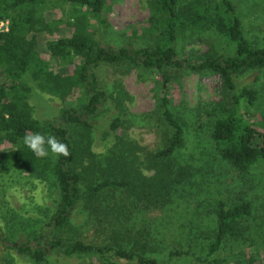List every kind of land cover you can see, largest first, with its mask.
Here are the masks:
<instances>
[{
    "label": "trees",
    "instance_id": "16d2710c",
    "mask_svg": "<svg viewBox=\"0 0 264 264\" xmlns=\"http://www.w3.org/2000/svg\"><path fill=\"white\" fill-rule=\"evenodd\" d=\"M52 3L78 10L70 18L75 21L70 35L43 44L44 57L36 49L35 38L42 30L48 31L40 10ZM147 6L149 18L139 27L144 30L111 48L100 45L89 33L95 28L102 33L106 25L103 0H0V20L8 22L7 31L0 33V143L6 145L3 153L8 160L46 179L54 192V209L46 225L49 238L40 230L30 240L13 244L0 237L1 245L16 248L29 264H57L55 256L84 255L98 257L99 264L260 263L256 244H264V233H252L258 210L245 193L216 201L207 232L190 239L186 248L170 251L165 260L157 258L164 249L158 248L162 241L151 234V225L144 223L134 231L121 223L171 205L186 175L185 169L174 170L171 156L181 143L187 117L192 116L197 127L204 129L218 155L235 172L245 174L257 161L264 163V127L249 123L246 111L257 105L260 92L238 82L248 73L258 74L256 83L263 80L264 45L244 36L227 0H147ZM88 19L93 24L84 30ZM204 37L214 42L211 52L199 59L180 58L184 41L198 44ZM52 63L58 65L56 69ZM136 69L156 76L159 94L154 110L133 117L122 105L120 92L121 79ZM100 71L115 75V89L99 85L96 74ZM180 71L220 77V100L180 113L173 106V92L181 85ZM24 76L36 89L60 101L62 107L54 120L30 117L24 100L31 85L23 81ZM170 86L175 88L172 95H162ZM69 101L74 103L69 106ZM110 109L114 115L102 135L112 140L107 141L104 153L94 154L92 122ZM141 123L155 126L148 131L158 137L160 145L146 158L148 170H156L150 176L140 174L144 166L135 150L127 155L117 147L128 129ZM26 133L55 136L71 155L56 156L45 144L49 154L38 158L24 144ZM78 216L81 228L96 226L107 231L109 227L110 243L79 239ZM126 229L128 233L123 232ZM124 242L126 247H121Z\"/></svg>",
    "mask_w": 264,
    "mask_h": 264
},
{
    "label": "rangeland",
    "instance_id": "374dc122",
    "mask_svg": "<svg viewBox=\"0 0 264 264\" xmlns=\"http://www.w3.org/2000/svg\"><path fill=\"white\" fill-rule=\"evenodd\" d=\"M227 1L234 8L244 36L256 44L264 45V0ZM77 10L53 3L41 8L42 22L48 26L46 27L48 31L42 30L36 35L35 45L44 57L43 44L46 41L71 34L72 24L75 21L70 18ZM102 14L106 24L102 33L98 32L97 28L89 30V33L93 34L94 40L100 45L111 48L119 47L117 43L121 41L123 43L131 40L134 33L139 34L141 30H144L139 29L143 28L149 18L147 0H103ZM39 24L40 22L35 26L38 27ZM89 24H93L92 19H88V23L83 26L84 30H88ZM204 38L203 42L198 44L188 40L184 41L180 50V58L199 59L206 52H211L214 42L207 37ZM74 64L77 65L78 60H74ZM52 66V69H56L58 65L52 63ZM256 75L258 74L248 73L239 77L238 82L240 85H253L259 90L260 97L257 105L246 111L248 122L262 128L264 127V78L256 83L254 82ZM25 76L23 81L26 79L31 85L26 100H24L30 117L39 121L54 120L58 116L59 108L62 107L60 101L36 89ZM114 76V74H105L103 71L96 74L99 85L103 88L107 85L110 89H115L116 86L114 83L112 87ZM177 77L181 85L176 92H173V106H177L180 113L186 114L189 109L197 105L220 100L222 84L220 77H199L194 72L185 71L178 72ZM155 80V75L139 69L133 70L121 79L122 105L129 115L135 117L154 110L157 94H159ZM173 89L175 91L174 87H168L162 95H172ZM72 102L69 101L67 104L70 106ZM113 109L105 113L101 112L103 114L92 122L95 131L91 151L94 154L104 153L109 146L107 141L112 140V137H103L102 132L114 115ZM242 111L245 112V109ZM184 122L181 143L172 153L171 159L174 170L177 167L185 169L186 175L182 177L178 185L179 190L174 194L171 205L164 210L149 211L147 215L143 214L141 217L121 220V223L126 224L124 226L134 231L142 227L144 223L151 225V234L155 236L157 242L162 241L157 244L158 248L164 249L160 250L157 255L159 260H165L170 251L186 248L190 239L200 237L203 232H207L211 225L213 217L211 213L216 201L229 200L243 193L256 204L258 210L253 235L264 233V163L257 161L247 169L245 174L235 172L221 159L214 142L207 138L203 128L197 127L192 116L189 119L187 117ZM154 127H146L144 123L132 126L128 129L124 142L121 141L117 145L127 155L135 150L136 158L141 160L144 166L140 174L145 176H150L156 171L148 170L149 165L146 163L147 155L149 154V158L150 154L160 147L157 144L158 137L148 131V128L153 129ZM5 150L6 145L0 143V237L13 244L30 240V237L40 230L47 233L46 237L49 238L50 232L46 225L54 209L52 202L54 192L46 179L25 172L20 165L8 160L3 153ZM111 201L114 203L113 200ZM258 215L262 217H257ZM82 222L81 217L78 216L76 223L79 239L95 244L109 242L107 241L109 227L107 231L96 226L81 228L79 224ZM127 229L123 232L128 233ZM125 245L124 242L121 247H126ZM256 246L259 264H264L263 241H258ZM55 258H57V264H99L98 257L94 255L73 258L55 256ZM186 261L189 260L186 259ZM0 264H29V261L28 258L18 255L16 248H6L0 244ZM120 264L136 263L120 261Z\"/></svg>",
    "mask_w": 264,
    "mask_h": 264
},
{
    "label": "clouds",
    "instance_id": "9594fccd",
    "mask_svg": "<svg viewBox=\"0 0 264 264\" xmlns=\"http://www.w3.org/2000/svg\"><path fill=\"white\" fill-rule=\"evenodd\" d=\"M24 144L32 150L38 158L48 156L49 153L45 148V144L50 146L51 152L56 156L62 155L67 158L71 155L68 146L59 141L55 136H48L45 138V136L40 133H26L24 136Z\"/></svg>",
    "mask_w": 264,
    "mask_h": 264
},
{
    "label": "built area",
    "instance_id": "2783aa9c",
    "mask_svg": "<svg viewBox=\"0 0 264 264\" xmlns=\"http://www.w3.org/2000/svg\"><path fill=\"white\" fill-rule=\"evenodd\" d=\"M8 22L4 20H0V33L7 31Z\"/></svg>",
    "mask_w": 264,
    "mask_h": 264
}]
</instances>
